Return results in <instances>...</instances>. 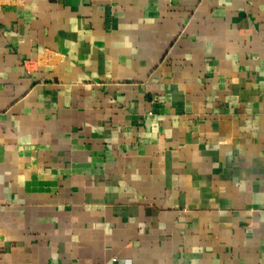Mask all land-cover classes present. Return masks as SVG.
<instances>
[{
  "label": "crops",
  "instance_id": "crops-1",
  "mask_svg": "<svg viewBox=\"0 0 264 264\" xmlns=\"http://www.w3.org/2000/svg\"><path fill=\"white\" fill-rule=\"evenodd\" d=\"M0 264H264V0H0Z\"/></svg>",
  "mask_w": 264,
  "mask_h": 264
}]
</instances>
